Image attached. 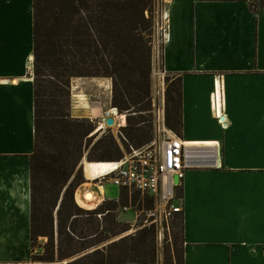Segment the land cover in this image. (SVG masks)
<instances>
[{
  "label": "crops",
  "instance_id": "obj_1",
  "mask_svg": "<svg viewBox=\"0 0 264 264\" xmlns=\"http://www.w3.org/2000/svg\"><path fill=\"white\" fill-rule=\"evenodd\" d=\"M156 20L164 26L162 67L179 86L176 129L167 126L183 141L215 147L219 158L181 181L183 264H264V0H156ZM32 23V0H0V264H34ZM73 78L85 95L82 86L99 90L96 81H107L99 110H110V78L72 77L71 101ZM83 161L85 181L74 194L92 183L102 197L104 185L86 176Z\"/></svg>",
  "mask_w": 264,
  "mask_h": 264
},
{
  "label": "trees",
  "instance_id": "obj_2",
  "mask_svg": "<svg viewBox=\"0 0 264 264\" xmlns=\"http://www.w3.org/2000/svg\"><path fill=\"white\" fill-rule=\"evenodd\" d=\"M32 16L30 244L45 236L48 261L54 254L60 259L78 254L72 263H153V226L109 241L127 229L120 226L113 209L128 201L150 207V198L137 191L129 197L121 189L118 200L85 209L73 196L85 181L83 156L87 161H115L122 157V148L127 151L129 145L139 147L152 139L149 72L157 34L156 0H32ZM72 77L111 79L110 104L125 115L119 131L127 140H121L122 148L108 129L93 132V120L70 115ZM178 109L174 78L165 91V122L174 130ZM175 220L177 231L163 264H183L179 214Z\"/></svg>",
  "mask_w": 264,
  "mask_h": 264
},
{
  "label": "built area",
  "instance_id": "obj_3",
  "mask_svg": "<svg viewBox=\"0 0 264 264\" xmlns=\"http://www.w3.org/2000/svg\"><path fill=\"white\" fill-rule=\"evenodd\" d=\"M157 23V29H159ZM165 35L162 36L163 42ZM150 103L152 111V139L147 143L123 151L118 166L94 181L102 185L109 181L127 191L140 196L146 195L152 205L140 211L144 225L153 226L158 236L168 231L171 219L182 212L183 197L181 181L186 170L194 167L219 166L218 151L215 147L199 146L183 141L165 122V91L172 75L161 63V45H154L150 61ZM115 139L122 148L121 140L127 142L118 131ZM124 209L127 207L124 206Z\"/></svg>",
  "mask_w": 264,
  "mask_h": 264
},
{
  "label": "rangeland",
  "instance_id": "obj_4",
  "mask_svg": "<svg viewBox=\"0 0 264 264\" xmlns=\"http://www.w3.org/2000/svg\"><path fill=\"white\" fill-rule=\"evenodd\" d=\"M158 23H159L160 27H159V29H157V34H156L155 40L153 42V46L154 45L159 46V44L161 45L162 36H163V32H164L163 24H161V22H158ZM152 49H153V47H152ZM78 79L73 78L74 81L72 83L76 82L78 85V82L76 81ZM168 81H167V83H168ZM96 83H97V81H96ZM97 85H98V83H97ZM82 87H83V90L85 91V93L87 95L89 105H91L90 107L94 108L93 114H97L98 117L97 118H94V117L90 118L89 115H86V114H91V113H86L81 108L75 109L72 94H71L72 101L70 99V115L72 117H85V118H89L90 120H93L95 122V125H96L95 129H96V127H98L99 123H102L104 128L103 127L101 128V132L106 131L108 129L113 136L118 135V131H120V126H123L124 124H119V122L117 120H114V122L111 126L105 124V121L103 118L105 116H103V114H101V112H100L101 110H99L100 108H102V106H104L105 96L109 94V89L105 90V87L104 88L98 87L100 90L99 91L98 89L94 88L93 86L84 85ZM79 111H81V112H79ZM75 112H77V113H75ZM90 112H92V111H90ZM119 114H123V113H119ZM101 116H102V118H101ZM124 120H125V118H124ZM95 129L93 130V132L95 131ZM89 147H90V145L88 146L86 151L89 149ZM122 151H124L123 148H122ZM83 157L85 158V159L82 158V160H84L83 164H85V162H87V160H86L85 156H83ZM115 161H118V160H115ZM86 176H88V174ZM93 185L94 184L89 183L84 188H87V189L90 188L91 189V186H93ZM103 185H104V191H103L102 197L98 196L96 194L97 195V202H95L90 207H82L81 206L82 208L92 209L104 201H106V202L112 201V200L116 201L119 199V188L117 186H115L113 183H111L109 181H104ZM84 188H79V190L84 189ZM85 191L86 190H84V195H85ZM99 193H102V192H99ZM124 206H126L127 208L124 209L123 208ZM124 206L115 207L112 211L113 212L112 214L115 216V218L119 222L120 226L127 227V229L125 231H123L122 233L112 237L109 241H111L113 239H117L118 237H121L123 235L137 234L141 229H144L148 226V225H144V222H143L144 216L142 215V213L140 211L141 206L139 207L137 204L133 205V204H131L130 201H128L127 204ZM175 222H176V220L174 221V217H173L170 221L169 230L163 232V235L160 237L158 236V234L155 230V235H154L155 256H154L153 264H163L164 252L167 250L168 247L171 246L173 233L176 234V231H177V228L174 227ZM46 242H47V238L45 236H38L30 244L29 260L31 262H33L34 264H59V263H64V262H68V261H73L74 259H76L79 256L78 254H76V255H73L70 257L60 259L57 257L56 254H54V257L52 258V260L48 261L46 259ZM107 242L108 241L104 242L103 244H106ZM103 244H100V246Z\"/></svg>",
  "mask_w": 264,
  "mask_h": 264
},
{
  "label": "bare ground",
  "instance_id": "obj_5",
  "mask_svg": "<svg viewBox=\"0 0 264 264\" xmlns=\"http://www.w3.org/2000/svg\"><path fill=\"white\" fill-rule=\"evenodd\" d=\"M98 85L100 88H104L105 90H108V83L107 81H97ZM72 97L74 98V107L76 108H81L84 112L90 113L91 107L86 99V95L82 93L78 89L77 83L74 82L72 83ZM80 109V110H81ZM114 109L110 108L109 111H104V115L106 118L107 116H113L114 117ZM120 115V114H116ZM115 120V119H114ZM119 124H124L125 120L123 119V116H121V121H119ZM103 127L102 123H99L98 127L95 129V131L101 129ZM118 161H87L85 164H83V171L88 174L89 178H97L101 175L107 174L111 170H113L116 166H118ZM99 192H102V188L99 186L97 187ZM84 190L85 191V196L84 195ZM74 200L75 202L82 207H90L92 206L95 202H97V195L95 192H93L90 188H84L81 190H77L74 194Z\"/></svg>",
  "mask_w": 264,
  "mask_h": 264
},
{
  "label": "water",
  "instance_id": "obj_6",
  "mask_svg": "<svg viewBox=\"0 0 264 264\" xmlns=\"http://www.w3.org/2000/svg\"><path fill=\"white\" fill-rule=\"evenodd\" d=\"M114 109V114H119L117 109L115 107H110ZM105 124L111 126L114 122V117L113 116H107L106 118H104Z\"/></svg>",
  "mask_w": 264,
  "mask_h": 264
}]
</instances>
